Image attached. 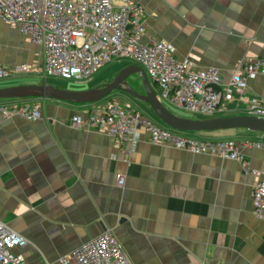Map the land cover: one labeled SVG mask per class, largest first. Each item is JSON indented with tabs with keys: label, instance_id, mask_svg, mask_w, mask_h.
Here are the masks:
<instances>
[{
	"label": "crops",
	"instance_id": "obj_1",
	"mask_svg": "<svg viewBox=\"0 0 264 264\" xmlns=\"http://www.w3.org/2000/svg\"><path fill=\"white\" fill-rule=\"evenodd\" d=\"M136 1L145 8L144 42L172 43L178 59L199 69L216 68L224 84L241 62L264 57V0ZM40 62V46L19 26L0 20V65ZM37 75L0 80V88L41 84ZM104 80L68 89L95 88ZM248 85L249 96L264 100V75ZM35 101L41 103V119L0 118V221L29 241L15 250L28 264L55 261L105 230L113 232L134 264H264V218L254 214L255 178L248 172L257 169L264 179L263 133L175 131L202 140L260 142L244 148L245 166L156 145L142 129L139 141L117 147L105 133L70 126L74 116L95 112L105 102L24 98L0 99V104ZM227 108L211 118L246 115L238 94ZM155 118L159 127L171 129ZM118 174L126 178L123 187L116 184Z\"/></svg>",
	"mask_w": 264,
	"mask_h": 264
},
{
	"label": "built area",
	"instance_id": "obj_2",
	"mask_svg": "<svg viewBox=\"0 0 264 264\" xmlns=\"http://www.w3.org/2000/svg\"><path fill=\"white\" fill-rule=\"evenodd\" d=\"M145 8L136 0H0V20L20 31L41 48L38 65H0V80L35 72L64 80L84 82L114 60L126 59L143 66L159 90L158 98L186 112L217 116L228 112L227 104L238 94L248 116L264 119V100L249 96L250 79L264 75V57L241 62L230 84H224L214 67L199 69L189 59H178L176 47L165 40L144 42L147 28ZM164 104V103H163ZM165 105V104H164ZM41 103L0 104V118H43ZM70 126L107 134L117 147L129 140L139 141L142 129L150 142L193 153H208L247 166L244 148L261 143L234 139L209 140L181 136L159 127L131 105L110 99L95 112L76 115ZM264 134V133H263ZM255 178L251 192L254 214L264 218V179L249 168ZM118 174L116 184L125 185ZM29 241L0 221V264H28L15 250ZM43 264H134L110 230H105L71 253Z\"/></svg>",
	"mask_w": 264,
	"mask_h": 264
},
{
	"label": "water",
	"instance_id": "obj_3",
	"mask_svg": "<svg viewBox=\"0 0 264 264\" xmlns=\"http://www.w3.org/2000/svg\"><path fill=\"white\" fill-rule=\"evenodd\" d=\"M133 74H140L144 93H140L129 81ZM114 91L126 93L150 106L155 116L165 126L178 132H200L225 128H247L253 132L264 133V119L238 115L210 119H192L178 116L169 110L158 98L152 88L146 71L139 65L130 64L107 84L86 90L59 88L52 84H21L0 88V99H41L58 100L77 104H96Z\"/></svg>",
	"mask_w": 264,
	"mask_h": 264
},
{
	"label": "rangeland",
	"instance_id": "obj_4",
	"mask_svg": "<svg viewBox=\"0 0 264 264\" xmlns=\"http://www.w3.org/2000/svg\"><path fill=\"white\" fill-rule=\"evenodd\" d=\"M130 64H137V65H139V66H141L143 68L142 65H140L137 62L131 61V60H126V59L114 60L113 62L109 63L108 65H106L105 67L100 69L99 72L96 73L92 77L91 80H87V81H84V82H86L87 84L93 85V84L105 79L103 83L107 84L108 81H110V80L112 81L123 68H125L126 66H128ZM37 76H38L39 82H41V83L45 82V83H48V84H52V85H54L56 87H59V88L68 89V87L70 85H72V84L74 85L75 83H78V84H83L84 83V82H76L74 80H69L68 81V80H64V79H61L59 77L51 76V75H47L45 78H44L43 74L42 75L39 74ZM129 81L131 82V84L136 89H138L139 92L142 93L143 87H142V78H141L140 74L131 75L130 78H129ZM149 81H150V83L152 85L153 90L159 96V90L157 89L155 83L150 78H149ZM109 98H113V99H116V100H119V101L123 102L124 104L131 105L134 109L142 111L143 113L147 114L148 116L150 115L151 119H153L155 122H157L156 121L157 119L155 118V116H153V114L151 113V110L148 109V111H147V109H146L147 106L142 101L137 100V99L133 98L132 96L126 94V93H122V92H119V91H114L109 97H107L106 99H104L101 102H106V100L109 99ZM163 103L166 105L167 108H169V110L175 112L179 116L181 115L182 117L187 116V117H206V118H211V116L197 115V114L195 115V114H192V113H189V112H185L184 110L178 109L177 107L173 106L171 103H169L167 101H163ZM159 123L162 125V127L164 126L161 122H159ZM170 130L175 132V130H173V129H170ZM179 134L182 135L184 133L179 132Z\"/></svg>",
	"mask_w": 264,
	"mask_h": 264
}]
</instances>
